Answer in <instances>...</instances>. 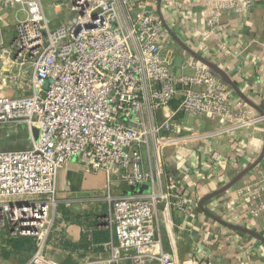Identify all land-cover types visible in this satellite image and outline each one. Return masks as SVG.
Segmentation results:
<instances>
[{"label":"built area","instance_id":"1","mask_svg":"<svg viewBox=\"0 0 264 264\" xmlns=\"http://www.w3.org/2000/svg\"><path fill=\"white\" fill-rule=\"evenodd\" d=\"M162 1L57 0L71 16L52 28L42 0H0L27 12L9 41L0 36V130L24 128L31 139L27 150L0 151V259L4 237L35 241L26 264H59L45 252L51 247L86 264H181L164 251L163 235L173 236L171 211L185 214L196 202L170 181L168 151H211L214 140L231 137V153L243 155L253 139L245 132L264 124V111L247 110L196 58L177 65L167 49L177 26ZM183 1H175L179 15ZM214 1L213 18L191 13L181 32L186 45L220 64L229 51L217 17L241 15L258 0ZM199 121L206 127L193 125ZM72 165L102 177L82 201L95 212L79 221L64 214L61 199V175ZM99 232L108 240L96 243Z\"/></svg>","mask_w":264,"mask_h":264},{"label":"crops","instance_id":"2","mask_svg":"<svg viewBox=\"0 0 264 264\" xmlns=\"http://www.w3.org/2000/svg\"><path fill=\"white\" fill-rule=\"evenodd\" d=\"M175 1L163 0L161 6L176 22L177 28L172 26L174 34L167 42V49L174 53L176 63L180 65L186 59L195 58L182 46L181 43L186 45L187 38L181 30L187 31L191 26V13L200 20L203 16V22L213 18L216 2L209 0L195 5L194 0H184L183 15H179ZM217 20L227 32L229 54L220 64H214L227 76L229 81L224 82L233 95L245 103L247 110L258 114L264 111V0L256 1L254 8L241 15L234 10H224ZM213 42L209 40L208 44L213 46ZM186 46L202 54L201 50ZM206 124L205 121L193 123L199 127H206ZM245 135L253 139L248 145L249 150L239 156L231 153V137L214 140L211 151L204 148L199 152L196 145H190L179 153L174 149L168 151L170 181L179 190H187L196 202L185 214L172 210L173 236L163 235L164 251L171 253L181 264H199L202 261L264 264V210H259L260 203L264 201V124L249 129ZM213 155H216L218 163L212 160ZM69 171L68 168L61 175V199L73 208L66 216L79 221L83 215L95 212L89 207L92 205L86 207L82 201L89 200V196L99 191L96 182L102 177L82 175L89 179L87 185H77L76 181L75 196L67 199L68 190L61 184L67 178L64 174ZM210 195L213 196L203 202ZM86 208L92 211L84 212L88 210ZM256 210H259L258 216L253 214ZM79 232L75 227L76 237L80 236ZM104 238L108 240V237ZM1 240L7 241V248L0 264H26L36 249L29 242L17 243V240L4 237Z\"/></svg>","mask_w":264,"mask_h":264},{"label":"rangeland","instance_id":"3","mask_svg":"<svg viewBox=\"0 0 264 264\" xmlns=\"http://www.w3.org/2000/svg\"><path fill=\"white\" fill-rule=\"evenodd\" d=\"M43 4L45 5V14L48 20L51 23L52 28L58 27V25L66 20L69 19L71 14L67 10H63V8H55V3L57 0H42ZM27 18V12L25 8H11L5 7L3 5H0V36H5V40H10L14 33V24H16L19 21H23ZM12 26H11V25ZM7 42V41H6ZM191 74V73H189ZM20 128L17 129V131L14 129H8L4 128L0 130V149H10V148H18L22 145L23 141L22 138L19 137L18 132ZM69 172H67L66 175L67 178L62 181L61 187L65 188L68 192V198H72L75 196V193L73 191L75 190L77 181V185L83 184L87 185V182L89 179L82 176V173H80L79 167L76 166H70ZM61 183V182H60ZM98 187L101 185V181L98 180L96 182ZM70 192V193H69ZM72 193V194H71ZM100 195H104V193H100ZM73 199V198H72ZM103 202V201H102ZM101 202V203H102ZM91 203V202H90ZM71 204H65L63 206V212L65 215H69V212H72L73 208L70 206ZM90 209H96L93 208L95 206H89ZM106 207V206H105ZM88 210H85L84 212H90L92 210H89V208H86ZM104 211V210H103ZM107 237V236H106ZM95 241H97L95 239ZM106 241V240H105ZM65 250H58L57 247H51L46 250V254L48 257H50L52 260L56 261L59 264H86V258L81 257L71 250L66 249Z\"/></svg>","mask_w":264,"mask_h":264},{"label":"water","instance_id":"4","mask_svg":"<svg viewBox=\"0 0 264 264\" xmlns=\"http://www.w3.org/2000/svg\"><path fill=\"white\" fill-rule=\"evenodd\" d=\"M182 46L190 53L192 54L197 60H199L200 62H202L203 64H205L206 66H208L210 69H212L214 72H216L217 74H219L225 81H229L227 76L225 75V73L215 64L211 63L210 61H208L207 59H205L204 57H202L201 55L197 54L196 52H194L193 50L189 49L186 45H184L183 43H181ZM34 137L35 139L38 138V130L34 129ZM18 135L20 138H22V145L18 148H10V149H0V151H22V150H27L31 147V139L29 136V133L27 130H25L24 128H20ZM213 195H210V197H207L206 199H204L203 202H206L208 199H210Z\"/></svg>","mask_w":264,"mask_h":264},{"label":"trees","instance_id":"5","mask_svg":"<svg viewBox=\"0 0 264 264\" xmlns=\"http://www.w3.org/2000/svg\"><path fill=\"white\" fill-rule=\"evenodd\" d=\"M107 235H106V233H104V232H99V233H97L96 235H95V239L97 240V241H95L96 243H100V242H104L106 239L104 238V237H106ZM17 243H19V242H24V243H26V242H29V244H34L35 245V241L33 240V239H31V238H20V239H17V241H16ZM78 245H73L72 247L74 248V249H76V247H77ZM66 247H69V244H67L66 245Z\"/></svg>","mask_w":264,"mask_h":264}]
</instances>
